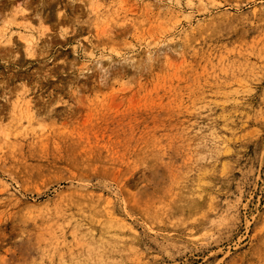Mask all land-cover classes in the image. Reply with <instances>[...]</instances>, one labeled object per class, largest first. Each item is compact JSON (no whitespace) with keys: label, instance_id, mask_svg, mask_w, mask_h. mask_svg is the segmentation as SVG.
I'll list each match as a JSON object with an SVG mask.
<instances>
[{"label":"rangeland","instance_id":"374dc122","mask_svg":"<svg viewBox=\"0 0 264 264\" xmlns=\"http://www.w3.org/2000/svg\"><path fill=\"white\" fill-rule=\"evenodd\" d=\"M14 11L0 264H264V0Z\"/></svg>","mask_w":264,"mask_h":264},{"label":"bare ground","instance_id":"6f19581e","mask_svg":"<svg viewBox=\"0 0 264 264\" xmlns=\"http://www.w3.org/2000/svg\"><path fill=\"white\" fill-rule=\"evenodd\" d=\"M13 11V10H12ZM14 16L12 17V22L10 23V26L6 29L0 28V44L3 45L4 43L6 46L10 47V52L13 50V44H12V35L14 32V28L12 25L14 24V21L16 20L15 15L18 13L17 11H14ZM17 27V26H16ZM4 46V45H3ZM28 54V53H27Z\"/></svg>","mask_w":264,"mask_h":264}]
</instances>
